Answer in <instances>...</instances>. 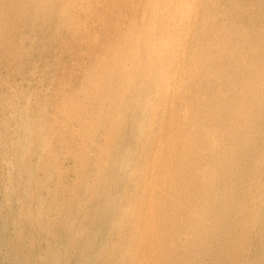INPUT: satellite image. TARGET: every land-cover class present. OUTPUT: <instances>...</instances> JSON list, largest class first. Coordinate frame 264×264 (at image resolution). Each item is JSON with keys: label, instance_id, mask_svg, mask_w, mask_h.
Instances as JSON below:
<instances>
[{"label": "bare ground", "instance_id": "bare-ground-1", "mask_svg": "<svg viewBox=\"0 0 264 264\" xmlns=\"http://www.w3.org/2000/svg\"><path fill=\"white\" fill-rule=\"evenodd\" d=\"M0 264H264V0H0Z\"/></svg>", "mask_w": 264, "mask_h": 264}]
</instances>
